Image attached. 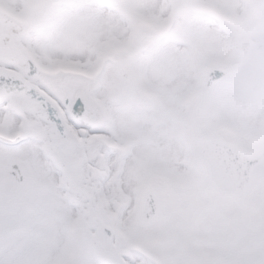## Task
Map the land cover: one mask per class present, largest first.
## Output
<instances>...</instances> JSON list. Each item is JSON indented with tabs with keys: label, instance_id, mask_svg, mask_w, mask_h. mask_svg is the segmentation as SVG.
Here are the masks:
<instances>
[{
	"label": "snow or ice",
	"instance_id": "1",
	"mask_svg": "<svg viewBox=\"0 0 264 264\" xmlns=\"http://www.w3.org/2000/svg\"><path fill=\"white\" fill-rule=\"evenodd\" d=\"M0 264H264V0H0Z\"/></svg>",
	"mask_w": 264,
	"mask_h": 264
}]
</instances>
